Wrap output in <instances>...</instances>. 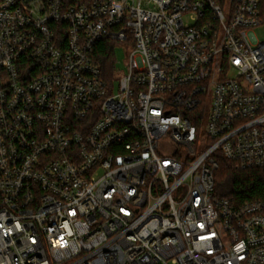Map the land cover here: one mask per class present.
I'll return each mask as SVG.
<instances>
[{
    "label": "built area",
    "instance_id": "1",
    "mask_svg": "<svg viewBox=\"0 0 264 264\" xmlns=\"http://www.w3.org/2000/svg\"><path fill=\"white\" fill-rule=\"evenodd\" d=\"M260 29L264 0H0V264H264V199L215 182L264 170Z\"/></svg>",
    "mask_w": 264,
    "mask_h": 264
},
{
    "label": "trees",
    "instance_id": "2",
    "mask_svg": "<svg viewBox=\"0 0 264 264\" xmlns=\"http://www.w3.org/2000/svg\"><path fill=\"white\" fill-rule=\"evenodd\" d=\"M97 57L106 80H113L115 55L111 43L100 42L96 48ZM219 168L215 172L216 195L232 198L238 203L264 199V170H238L223 156L217 157Z\"/></svg>",
    "mask_w": 264,
    "mask_h": 264
},
{
    "label": "rangeland",
    "instance_id": "3",
    "mask_svg": "<svg viewBox=\"0 0 264 264\" xmlns=\"http://www.w3.org/2000/svg\"><path fill=\"white\" fill-rule=\"evenodd\" d=\"M257 36H259L260 38L264 37V30L260 29L256 31ZM112 49L115 48V52H116V72L121 73L125 70V59H126V54H125V50H123L122 48L119 47V45L117 46V44L111 43ZM115 84V90L116 92L119 89V80H116L114 82ZM199 134H200V138H201V144H202V148L204 149V138L205 140L207 139V130H206V123H204V127H202L199 130Z\"/></svg>",
    "mask_w": 264,
    "mask_h": 264
}]
</instances>
